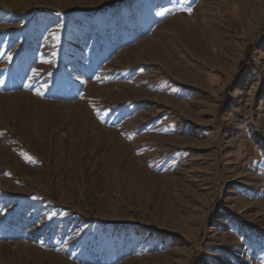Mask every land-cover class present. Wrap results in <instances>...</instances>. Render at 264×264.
<instances>
[{
	"label": "rangeland",
	"instance_id": "rangeland-1",
	"mask_svg": "<svg viewBox=\"0 0 264 264\" xmlns=\"http://www.w3.org/2000/svg\"><path fill=\"white\" fill-rule=\"evenodd\" d=\"M0 52V264H264V0H0Z\"/></svg>",
	"mask_w": 264,
	"mask_h": 264
},
{
	"label": "snow or ice",
	"instance_id": "snow-or-ice-1",
	"mask_svg": "<svg viewBox=\"0 0 264 264\" xmlns=\"http://www.w3.org/2000/svg\"><path fill=\"white\" fill-rule=\"evenodd\" d=\"M159 15H161V16H163L165 13L164 12H160V13H158ZM54 38L57 40V41H59V36L58 35H55L54 34ZM5 55H7L6 53H2V52H0V56H5ZM7 59L9 60V61H11V59H12V57H11V55H7Z\"/></svg>",
	"mask_w": 264,
	"mask_h": 264
}]
</instances>
